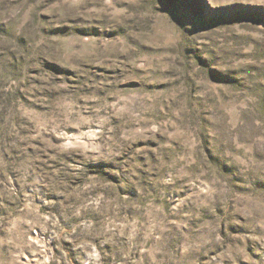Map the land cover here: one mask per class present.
I'll list each match as a JSON object with an SVG mask.
<instances>
[{"label":"rangeland","instance_id":"1","mask_svg":"<svg viewBox=\"0 0 264 264\" xmlns=\"http://www.w3.org/2000/svg\"><path fill=\"white\" fill-rule=\"evenodd\" d=\"M0 264H264V0H0Z\"/></svg>","mask_w":264,"mask_h":264}]
</instances>
